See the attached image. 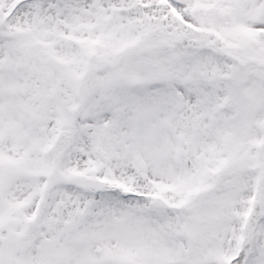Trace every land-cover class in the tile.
Here are the masks:
<instances>
[{"label": "snow or ice", "instance_id": "1", "mask_svg": "<svg viewBox=\"0 0 264 264\" xmlns=\"http://www.w3.org/2000/svg\"><path fill=\"white\" fill-rule=\"evenodd\" d=\"M0 264H264V0H0Z\"/></svg>", "mask_w": 264, "mask_h": 264}]
</instances>
